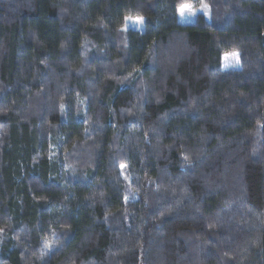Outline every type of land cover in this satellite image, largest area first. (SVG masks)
<instances>
[{
    "label": "trees",
    "instance_id": "1",
    "mask_svg": "<svg viewBox=\"0 0 264 264\" xmlns=\"http://www.w3.org/2000/svg\"><path fill=\"white\" fill-rule=\"evenodd\" d=\"M0 264H264V0H0Z\"/></svg>",
    "mask_w": 264,
    "mask_h": 264
},
{
    "label": "rangeland",
    "instance_id": "2",
    "mask_svg": "<svg viewBox=\"0 0 264 264\" xmlns=\"http://www.w3.org/2000/svg\"><path fill=\"white\" fill-rule=\"evenodd\" d=\"M188 4L189 3H183L181 5ZM180 5V6H181ZM205 3H200L198 6H192V12L186 11L183 16L180 15L179 8H177V20L179 23H192L195 21L197 15H203L207 21H210L211 19V9L207 6L205 9ZM138 18L142 17H125L123 26L121 27L122 31H125L127 29H134V30H142L144 28V19H142V22H138ZM240 66L238 53L233 52H227L222 55L221 59V67L223 69H238Z\"/></svg>",
    "mask_w": 264,
    "mask_h": 264
},
{
    "label": "snow or ice",
    "instance_id": "3",
    "mask_svg": "<svg viewBox=\"0 0 264 264\" xmlns=\"http://www.w3.org/2000/svg\"><path fill=\"white\" fill-rule=\"evenodd\" d=\"M205 9L207 8V6L205 5L204 6ZM188 11V12H192V7L191 5H188V4H184V5H181L180 8H179V12H180V15L183 16L185 14V12ZM142 19L143 18H138V22H142Z\"/></svg>",
    "mask_w": 264,
    "mask_h": 264
}]
</instances>
